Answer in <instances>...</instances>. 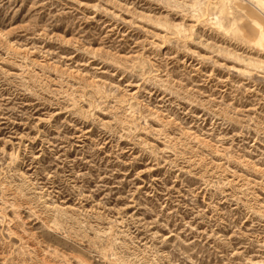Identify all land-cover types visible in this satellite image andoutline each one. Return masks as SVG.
<instances>
[{
    "label": "rangeland",
    "instance_id": "rangeland-1",
    "mask_svg": "<svg viewBox=\"0 0 264 264\" xmlns=\"http://www.w3.org/2000/svg\"><path fill=\"white\" fill-rule=\"evenodd\" d=\"M0 264H264V0H0Z\"/></svg>",
    "mask_w": 264,
    "mask_h": 264
}]
</instances>
